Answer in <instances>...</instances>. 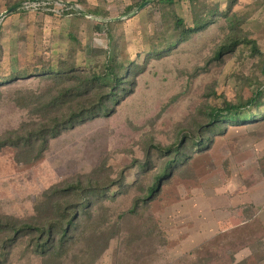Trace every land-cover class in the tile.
<instances>
[{"label": "rangeland", "instance_id": "374dc122", "mask_svg": "<svg viewBox=\"0 0 264 264\" xmlns=\"http://www.w3.org/2000/svg\"><path fill=\"white\" fill-rule=\"evenodd\" d=\"M145 1L51 0L47 9L0 0V15L22 2L0 21V139L103 101L98 91L68 101L61 95L76 81L49 78L43 68L76 65L92 74L112 55L130 66L120 97L105 99L108 110L48 136L38 160L41 142L28 150L0 141V219L45 221L58 200H76L55 189L78 183L114 194L89 195L76 243L58 261L32 253L24 237L0 250V264H264V105L219 129L209 118L225 102L245 104L264 84V0H152L138 11ZM70 8L77 13H63ZM209 9L211 25L151 53L178 40L177 18L190 27ZM176 145L186 159L145 201Z\"/></svg>", "mask_w": 264, "mask_h": 264}, {"label": "trees", "instance_id": "16d2710c", "mask_svg": "<svg viewBox=\"0 0 264 264\" xmlns=\"http://www.w3.org/2000/svg\"><path fill=\"white\" fill-rule=\"evenodd\" d=\"M31 1L37 2L38 4H42L45 2L47 3L46 5H48H45V8H52V4H49L51 0ZM188 1L195 2L196 0ZM21 3H18L16 5H20ZM215 8L216 9L214 10L219 11L222 14L221 11L223 9L220 6H215ZM131 9L133 8L131 7L130 10ZM214 10L212 11V9H209L208 11H206V14L203 13L201 19H193L192 26L190 27H187L184 18H177L175 22L176 28L178 32L181 31L178 40H165L160 45L152 47L151 53L156 54L164 49H169L172 45H174L176 41H182L190 33L199 31L211 25L213 22L209 18V16L215 13ZM63 13L75 14L77 13V10L74 8L64 9ZM239 43L240 41L233 43V45L231 46L222 47L218 52V56L234 50L235 46ZM252 47L257 54L260 53V49H258L255 43ZM43 69L46 71H50V73L46 72L47 74H51L49 78L58 77L62 79L76 81L77 84L75 86L65 90L61 95L62 97H69L70 100L68 101L75 100L79 96L81 97L89 95L92 91H98L99 93L106 92V94H104V99L103 101H101L100 106H97L94 110L87 111L83 108L79 112H71V116L64 117H62L60 114H57L52 118H49V123L47 125H40V128L32 130L26 136H19L16 140L15 138L11 137H8L6 139H0V141L3 142L1 146L10 144L15 148H20L22 145H25L28 150L34 148V142H41L43 146L40 147V151L36 155L35 161L38 160L42 156V153L45 151L44 146L48 136L54 137L61 131L72 127L74 123L79 122L92 114L105 113L108 110L104 105L105 99L111 98L110 101L115 102L117 98L120 97L119 91L120 89H125L122 88V85H125L126 83L125 77L126 74H128L129 72L130 66L124 65L120 62L116 63L115 56L112 55L108 58V61L105 65V69L102 72L94 70L92 74H86L84 72L81 73V70H78L76 68V65H66L59 67L48 66ZM108 91L109 93H107ZM122 93L124 92L121 91V94ZM263 97L264 84L260 85L256 89L252 97L245 104L225 102L223 107L213 109L212 112L209 113L210 123L216 124L217 129H219L218 127L221 126V123L224 122L236 123L238 121H245L246 119H251L255 117V113L252 112L253 108L258 109L260 107H263ZM262 111H264V108ZM211 131L215 132L216 129L212 128ZM11 134H13V132ZM206 139L208 140V138ZM204 143L206 142H199L198 145L203 146L205 145ZM196 146H194L193 148H196ZM167 152H174L175 157L171 161H165L164 168L157 172L155 182L152 184V186L148 188L147 197L144 199L145 201L152 199L155 193L160 190L159 188L162 186V184H164V181L170 176L174 163L181 162L186 159V155L181 152V148L178 145L171 147L169 150H167ZM116 185L117 183L115 184V186ZM97 190L98 188H94L91 184L89 186H85L81 183L70 185L59 190L55 189L53 194L59 193L61 195H64V197L68 195H73L76 200H58L55 205L53 204L49 207L51 208L50 212L52 214L48 216L47 220L42 221L40 223H12L8 220L0 219V235L2 234L1 237H3L4 239V245L0 248V250H4L5 248H7V246L15 244L21 238L29 237L30 244L32 246V253L40 255L43 258H52L54 261H58L64 255H66L67 251L71 247H73L74 243H76V236L74 233L80 232L81 216L85 215L86 212L91 208L92 200L89 198V195L93 197H98L100 199L107 197L114 198V194L110 193L111 188L109 190L108 188H104L102 190L99 189L98 191ZM0 253L1 257L4 256V252L0 251Z\"/></svg>", "mask_w": 264, "mask_h": 264}, {"label": "water", "instance_id": "95a60500", "mask_svg": "<svg viewBox=\"0 0 264 264\" xmlns=\"http://www.w3.org/2000/svg\"><path fill=\"white\" fill-rule=\"evenodd\" d=\"M152 2V0H147V1H145L144 3H142L139 7H138V11H140V10H142V9H144L146 6H148L150 3ZM20 8H21V5H16V6H14V7H12V8H10V9H8L7 11H5L4 13H2L1 15H0V21L1 20H3V19H5L7 16H9L10 14H12V13H15L16 11H18V10H20ZM135 13H133V14H131V15H134ZM130 15V16H131ZM120 19H122V17L121 18H115V20H120Z\"/></svg>", "mask_w": 264, "mask_h": 264}]
</instances>
